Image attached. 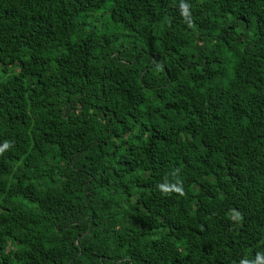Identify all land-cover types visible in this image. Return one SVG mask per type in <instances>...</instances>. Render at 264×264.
<instances>
[{"label": "trees", "instance_id": "16d2710c", "mask_svg": "<svg viewBox=\"0 0 264 264\" xmlns=\"http://www.w3.org/2000/svg\"><path fill=\"white\" fill-rule=\"evenodd\" d=\"M0 264H264V0H0Z\"/></svg>", "mask_w": 264, "mask_h": 264}, {"label": "clouds", "instance_id": "9594fccd", "mask_svg": "<svg viewBox=\"0 0 264 264\" xmlns=\"http://www.w3.org/2000/svg\"><path fill=\"white\" fill-rule=\"evenodd\" d=\"M182 7H184L185 9H186V5H182ZM8 145L7 144H5V147H7ZM160 189H161V191L163 192V193H165V194H167L168 192H170V191H175V192H177V193H180V194H182V188L181 187H179V186H176V185H172V186H169V185H167V184H163V185H159L158 186Z\"/></svg>", "mask_w": 264, "mask_h": 264}]
</instances>
